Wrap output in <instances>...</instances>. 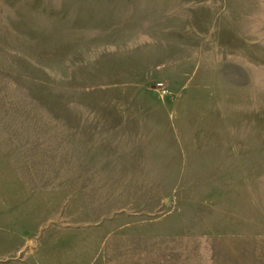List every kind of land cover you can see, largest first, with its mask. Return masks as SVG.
Masks as SVG:
<instances>
[{
	"label": "rangeland",
	"instance_id": "rangeland-1",
	"mask_svg": "<svg viewBox=\"0 0 264 264\" xmlns=\"http://www.w3.org/2000/svg\"><path fill=\"white\" fill-rule=\"evenodd\" d=\"M0 264H264V0H0Z\"/></svg>",
	"mask_w": 264,
	"mask_h": 264
}]
</instances>
